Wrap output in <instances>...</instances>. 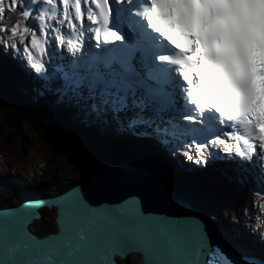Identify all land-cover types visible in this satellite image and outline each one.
I'll list each match as a JSON object with an SVG mask.
<instances>
[{
	"label": "water",
	"instance_id": "1",
	"mask_svg": "<svg viewBox=\"0 0 264 264\" xmlns=\"http://www.w3.org/2000/svg\"><path fill=\"white\" fill-rule=\"evenodd\" d=\"M81 172L62 194L0 208V264H208L218 252L209 217L153 173L121 163ZM46 209L56 226L38 231Z\"/></svg>",
	"mask_w": 264,
	"mask_h": 264
},
{
	"label": "snow or ice",
	"instance_id": "2",
	"mask_svg": "<svg viewBox=\"0 0 264 264\" xmlns=\"http://www.w3.org/2000/svg\"><path fill=\"white\" fill-rule=\"evenodd\" d=\"M130 0H114V3L119 5L128 3ZM90 5H94L97 10L96 15H88L89 9L84 6V0H75L74 15L69 22V13L72 10L69 0H9V6L6 11L12 8L18 9L23 17V30L19 24L9 27L3 22L0 27V34H11L14 38L20 32V41L16 42V48L20 50L27 58L33 60V67L37 73H42L43 78L47 81L51 79L55 82V91L60 93L62 102L72 103L75 100V106L80 114L86 118L89 124L99 127H111L115 129H131L132 126L141 124H150L151 117L164 116L167 110V105L170 100L163 89L155 86V81L152 79L150 66L143 65L145 71L140 72L135 63L134 51L130 56L121 58L110 65L111 73L106 77H98L96 74L88 75L85 72V65L77 60H71L67 66L61 70L63 75H58L51 67V61L37 60L32 56L31 49L39 47L41 53L46 51V45L51 42L53 48H58L61 55L64 54L65 44L61 39L62 24L68 23L72 30H75L78 24H87V27H81L80 31L84 32L85 37L91 36L94 45H100L109 40L112 42L123 41L126 37L118 30L104 32L103 39L97 38L103 16L105 22L112 17L113 0H88ZM62 4L64 19L61 25H57L56 21L48 23L45 21L43 10L46 6H51L54 11H57L59 5ZM148 10L144 13L145 23L150 28L159 27L163 30V26L169 19H181L191 12L189 0H147ZM139 15V13H137ZM55 27V30H54ZM94 27V32H89L88 29ZM111 28V24L107 25ZM31 35L29 41L28 36ZM38 34L40 39H38ZM49 34H51L49 36ZM5 42H0V45L5 47ZM84 41L80 43L79 55L84 54ZM97 50L99 48L97 47ZM71 92L74 95L69 96ZM84 102L81 104V102ZM209 109H200L194 112L191 117H186L187 120L193 121L197 114L208 112ZM216 115L215 109H211ZM249 121L254 124V131L259 135L251 137L252 140V156L249 157L245 152V147L240 142H237V151L231 153L235 158L248 159L264 158V122L249 115ZM166 123V121H165ZM231 131V129H230ZM139 135L138 133H134ZM145 140H155L160 143L157 137L145 135L140 137ZM229 139L228 136L218 137L220 143H225ZM209 150L213 147V135L210 138H205L203 143H196L197 154L193 156L189 147H185L182 155L194 164L203 166L210 158L205 155L204 149ZM179 152V150H176ZM227 152V145L225 146ZM210 251L212 250V242L209 241ZM219 249V246L215 245ZM222 252L223 250L220 249ZM230 259V258H229Z\"/></svg>",
	"mask_w": 264,
	"mask_h": 264
},
{
	"label": "trees",
	"instance_id": "3",
	"mask_svg": "<svg viewBox=\"0 0 264 264\" xmlns=\"http://www.w3.org/2000/svg\"><path fill=\"white\" fill-rule=\"evenodd\" d=\"M8 71L0 70V104L3 107H8L4 113H7L9 119L10 117H17V123L13 127L11 126L13 135L9 136V139L6 138L4 145L13 148L14 145L11 146L14 139L18 137L17 134L23 129L22 124H30L46 144L45 152L50 155V158L45 160L41 166H38V163L42 162L36 160L37 166H32V170L28 168L26 172H20L17 175L12 174L11 179L0 178V193L6 195V198L20 188L33 187L35 184L37 185V181L41 183L43 178L45 180L48 175L54 176L56 180L61 174L64 175V178H68L69 174L63 167L65 165L63 159L76 167H88V169L93 170L107 158L109 160H120L131 156V152L120 145L122 144L120 141L113 142L115 140L103 138L98 131L86 127L82 122L80 123L76 119L77 115L74 114L76 111H73V109L63 105L60 107L52 106L51 102L47 100L49 103L45 102L41 95L25 93L22 88L17 87V84L13 81L17 79ZM5 100L9 101V104H6ZM49 100L53 101L54 97L49 96ZM0 128H2V125ZM0 130L2 132V129ZM15 145L19 150L22 148L23 151L28 147L21 139ZM27 149V151H32L29 147ZM140 154L144 160H152L153 158V154L147 150H142ZM71 178L70 183L75 185L78 182V177L72 175ZM214 179L207 176V180H205L202 187L203 191H196L194 187L197 185L187 178L182 180V186L175 188L184 192L188 191L190 195L195 196L194 198L199 199L198 202L204 208L207 206L209 212H212L215 208L217 201L219 207H222L223 204H231L232 209H234V206L244 203V201L239 202L240 199L238 198L232 201L230 200L231 196H223L220 192L215 194V200L209 198L208 194L211 192V184H213ZM183 183L187 185L185 186ZM191 189L194 192L196 191L195 194L192 191L190 192ZM11 200L10 198L7 202L0 203V206L8 205ZM220 200L221 202H219ZM240 226V222L235 225L237 229Z\"/></svg>",
	"mask_w": 264,
	"mask_h": 264
},
{
	"label": "rangeland",
	"instance_id": "4",
	"mask_svg": "<svg viewBox=\"0 0 264 264\" xmlns=\"http://www.w3.org/2000/svg\"><path fill=\"white\" fill-rule=\"evenodd\" d=\"M31 87H29L30 89ZM6 104H9V101L5 100ZM8 107H3L0 104V124L2 125V132L0 130V174L1 175H5L6 172L9 174H14L17 175L20 172H26L28 170V168H30L31 170L33 169L32 166H37V162L36 160H39L42 163H38V166L43 165V162L47 159L50 158V155L47 154L45 152V143L42 141L41 137L39 136V134L35 131V129L33 127H31V125H23V129L20 133H18V137H16L13 141V144L10 147H5L4 142L6 143V137L8 135H13V129L11 128V126L13 127V125H15L17 123V117H8L7 113L5 112V109ZM0 125V126H1ZM37 133V134H36ZM15 137V136H14ZM21 139L22 142H25L27 144V146L30 148V151H27L28 147L25 148V150L23 151L22 148L19 150V148L15 145V143H17V141ZM20 144V143H19ZM16 146V147H15ZM63 162L65 163V171L69 174L68 179L67 180H63L61 184H59V186L61 187L62 185H68V181H70L72 178L71 176H75V177H79L81 175V171H82V167H79L81 169V171L78 169V167L74 166V164H70L69 162H67L66 160L63 159ZM26 166V167H25ZM86 170H90L88 169V167H83ZM40 174V171H39ZM43 182L41 183L44 184L45 186H41L42 189L46 190L48 188L52 187L48 190L49 193H52V190H59V186L57 185L55 178L51 175H48V177L43 178ZM71 182V181H70ZM168 185L171 186V182L168 181ZM64 188H66V186H64ZM195 199V198H194ZM197 199V198H196ZM199 200V199H197ZM200 209V208H199ZM215 209V208H214ZM46 217L49 219L48 221L43 220L37 223L38 226H36V229L38 231H40L41 228H45V227H52V226H56L55 221H54V214L51 210L46 209ZM201 212L203 213V211L201 210ZM219 212H221L222 214H225L224 209H219ZM51 213V214H50ZM218 213V210H217ZM204 214V213H203ZM219 215V214H218ZM218 215H216L217 217H219ZM212 217V214H211ZM212 219V218H211ZM213 219L216 221L217 218L214 216ZM226 221H228L226 219ZM135 263L136 264H141L140 262V258L139 257H134ZM124 263H127L126 261H124ZM133 264V263H132Z\"/></svg>",
	"mask_w": 264,
	"mask_h": 264
},
{
	"label": "clouds",
	"instance_id": "5",
	"mask_svg": "<svg viewBox=\"0 0 264 264\" xmlns=\"http://www.w3.org/2000/svg\"><path fill=\"white\" fill-rule=\"evenodd\" d=\"M134 148H138V145H136V147L134 146ZM0 164H1V162H0ZM97 167V166H96ZM78 169L80 170V168L78 167ZM11 177H12V174H9V173H7L6 172V174L5 175H1L0 174V178H8V179H11ZM191 181H193L197 186H195L194 188H195V190L196 191H203L204 189L202 188L203 187V184H204V182L205 181H202V180H200V179H193V180H191ZM190 182V181H189ZM180 183H182V181L180 182ZM186 183H188V182H186ZM185 186L187 185V184H185V183H183ZM40 185V183L37 181V185L35 184L33 187H31L32 188V190L30 191V192H32V191H34V192H36V193H38L39 191L38 190H36V189H40L41 187L39 186ZM212 185V188H211V191H213L215 194H218V192H220L223 196H226L225 195V193H227L228 191H226L224 188H222V187H224V185L223 186H221V188L220 187H216V185H215V183L213 182V184H211ZM180 186H182V184L181 185H179V187ZM192 191V193H194V190H190V192ZM195 191V192H196ZM195 194V193H194ZM39 195V194H38ZM38 195H35V196H38ZM15 197H14V199L13 200H11L10 201V203L8 204V205H6V206H3L2 208H4V207H8V206H10L13 202H17V200L19 199V198H21V197H23L21 194L20 195H14ZM34 196V198H37V197H35ZM234 197H235V199L236 198H238V199H241L242 197H241V195H239L238 194V192L237 191H234ZM24 198H31V196H26V197H24ZM1 199H3V194H1L0 193V200ZM239 202H241V200L239 201ZM244 202H245V204L244 205H246L247 204V200L245 199L244 200ZM227 205V204H226ZM1 207V206H0ZM236 207H238V205L237 206H234V208L236 209ZM208 207L206 206L205 208L203 207V205L202 206H200V211L202 210L203 211V213H204V215H206L207 217H209V219L212 221V217H211V212H209L208 211V209H207ZM224 208H227V210H229V211H232V208L230 207V206H225ZM243 210H244V208L243 207H241ZM202 213V212H201ZM219 213H221V212H218V214ZM230 213V212H229ZM228 212H225V214H219V217H218V220L216 221V222H213V223H215V225H216V223L218 224V222L220 223V224H218V225H221V227L222 226H224L225 228H221V229H225V231H226V229L229 231V232H231L232 231V229H235L236 231H241L242 229H246L247 230V228L245 227V224H241V226L239 227V229H237L236 227H235V225L236 224H238V222H240V221H236V220H234L235 218L234 217H232V219H229V217H228V214H229ZM226 219L228 220V221H226ZM228 222L230 223V224H228ZM225 223H227V224H225ZM241 223V222H240ZM214 225V226H215ZM233 226V227H230V226ZM227 232V231H226ZM228 233V232H227ZM227 239H229L230 241H233V243H237V241H239L238 239H236V238H234V237H232V236H227ZM245 245H248L249 246V249L250 250H255V249H252V247L253 248H257L256 250H261V252H263L264 251V244L263 243H259V242H257V240L256 241H254V243L253 244H247V243H245ZM255 245V246H254ZM248 246L246 247L247 249H248ZM260 256V255H259ZM261 258H263V260H264V256H260Z\"/></svg>",
	"mask_w": 264,
	"mask_h": 264
},
{
	"label": "bare ground",
	"instance_id": "6",
	"mask_svg": "<svg viewBox=\"0 0 264 264\" xmlns=\"http://www.w3.org/2000/svg\"><path fill=\"white\" fill-rule=\"evenodd\" d=\"M138 5V8H139V10H142V8H143V4H137ZM62 14V13H61ZM63 17L62 16H60L59 18H57L56 20H59V22H60V20L61 21H63V19H62ZM64 24V23H63ZM118 24H120L119 22H118ZM158 39V40H157ZM157 39H155L154 37H152V41H154L155 43H157V44H162V41H160V39L159 38H157ZM80 39H77V41H79ZM160 55H162V57L165 55V52L162 50V51H160ZM69 58V57H68ZM169 60H170V58L169 57H167ZM168 66H174V65H168ZM174 68V67H173ZM144 71H145V69H144ZM22 85H25V86H23L25 89H27V90H33V91H44V89H43V87H44V84H42L40 81H34V80H31L30 82H22ZM29 87H31L30 89H29ZM48 91H49V93H51V94H54V95H58L57 93H56V91L54 90V89H52L51 87H49L48 88ZM45 92V91H44ZM84 102L82 101L81 102V104H83ZM180 103V102H179ZM180 105V104H179ZM177 103H175L173 106H172V108L174 109V110H179V108H178V106H179ZM177 108V109H176ZM152 118V117H151ZM73 120V119H72ZM158 120H160V118L158 119ZM81 123V122H80ZM75 131V130H74ZM72 132V131H71ZM37 134V133H36ZM174 138L175 137H172V140H174ZM67 150V149H66ZM70 152V151H69ZM68 157V156H67ZM144 157V156H143ZM71 159V158H70ZM153 159V158H152ZM72 160V159H71ZM93 160V159H92ZM80 161V160H79ZM78 162V161H77ZM95 162V161H94ZM80 163V162H79ZM82 163V162H81ZM109 163H115V162H113V161H111V162H109ZM227 172L229 173H232L230 176H229V179L230 180H234V184L235 183H237V184H239L240 183V180L241 179H243V178H245V177H247V175L246 174H242V173H239V172H235L233 169H228L227 170ZM151 173V172H150ZM156 178H157V176H156V174H153ZM231 177V178H230ZM68 179V178H67ZM66 178H63L62 180H60L61 181V183H62V181L63 180H67ZM163 181L168 185V181L169 180H166V179H163ZM61 183H59V184H61ZM59 184H57L58 186H59ZM70 185H71V183H70V181H68V185H62L60 188H62V190L63 191H68L69 190V188H70ZM64 186H66V188H64ZM55 192V190H52V193H54ZM208 193V192H207ZM208 197L209 198H212L213 200H215V193L213 192V191H211L209 194H208ZM195 200H197L196 198H195ZM219 202H221V200L219 201ZM227 202V201H226ZM234 203V202H233ZM231 205V204H230ZM225 206H227L226 204H223L222 205V207H219L218 206V201H217V203H216V206H215V209H213L212 210V212H211V214H212V222H216L217 220H218V217L216 216V215H218V213H217V210H219V209H224V211L225 212H230L229 210H227V208H224ZM208 209V208H207ZM235 209V208H234ZM211 210V209H210ZM216 217L217 218V220L215 221L214 219H213V217ZM219 216V215H218ZM221 235L224 237V235L221 233ZM261 235H264V234H261ZM225 238V237H224ZM226 240H227V238H225ZM228 241V240H227ZM230 246L232 247V248H236L233 244H230ZM246 251L247 252H249V253H251V254H257V255H262V256H264V251L263 252H261V250H247L246 249ZM123 263H124V261H123Z\"/></svg>",
	"mask_w": 264,
	"mask_h": 264
}]
</instances>
